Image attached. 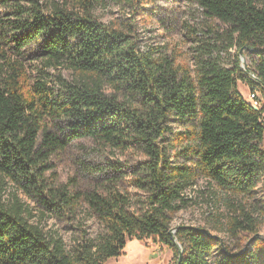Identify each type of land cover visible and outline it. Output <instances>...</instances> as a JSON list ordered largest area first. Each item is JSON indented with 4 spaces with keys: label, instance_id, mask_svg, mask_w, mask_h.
Here are the masks:
<instances>
[{
    "label": "trees",
    "instance_id": "trees-1",
    "mask_svg": "<svg viewBox=\"0 0 264 264\" xmlns=\"http://www.w3.org/2000/svg\"><path fill=\"white\" fill-rule=\"evenodd\" d=\"M102 1L76 0L79 8L40 0L3 3L8 11L0 17V174L51 217L73 223L85 206L103 231L95 237L85 232L68 246L61 234L31 223L19 199L10 207L0 202V264H104L123 253L128 239L146 237L172 249L173 264L181 249L179 264H264L262 237L234 251L205 228L172 226L173 215L189 203L184 191L197 172L238 193L252 190L264 176V0H198L229 26V46L256 49V58L245 69L239 55L233 68L204 62L194 76L167 58L141 52L125 30L96 19L92 9ZM31 43L48 65L66 63L78 73L75 81L62 82V94L44 81L33 85V95L25 89L18 57ZM239 80L255 94L258 108L240 93ZM173 116L193 126L190 136L180 138L193 166L173 164L159 145ZM46 118L67 122L71 133L49 130ZM86 137L147 155L133 167L134 186L147 194L142 209H132L131 193L115 183L121 170L114 165L94 173V189L71 191L44 179V161L69 139ZM241 214L243 219H231L230 231L255 232L252 216Z\"/></svg>",
    "mask_w": 264,
    "mask_h": 264
},
{
    "label": "rangeland",
    "instance_id": "rangeland-1",
    "mask_svg": "<svg viewBox=\"0 0 264 264\" xmlns=\"http://www.w3.org/2000/svg\"><path fill=\"white\" fill-rule=\"evenodd\" d=\"M4 2L6 0H0V17H5L8 11ZM40 2L46 5L66 3L79 8L76 0ZM92 14L108 26L125 30L141 52L160 60L167 58L180 71L190 72L193 76L204 62H218L223 67L233 68L239 55L241 67L245 69L252 66L256 58V49L229 46V26L210 16L198 0H103L94 6ZM23 52L24 55L18 57L24 67L22 84L31 95L35 94L33 85L37 81H44L60 95L65 89L63 81L73 82L78 78V73L66 63L57 67L48 65L46 57L38 53L34 43L24 47ZM238 90L247 101L253 102L252 91L243 80L238 81ZM107 92L115 94L111 89H107ZM119 99L122 101L124 97L120 96ZM65 123L45 119L49 130L61 133V136L71 133ZM169 125L170 130L159 145L173 164L193 166L194 159L182 147L186 140L180 139L188 134L190 136L193 126L174 116ZM146 160L147 155L138 148L106 146L88 137L69 139L65 148L44 161V179L50 184L64 185L71 191L94 189V173L102 166L114 165L121 170L116 174L118 181L115 183L131 193L132 209L140 210L147 194L134 186L133 167ZM184 195L188 197L189 203L173 215V227L183 225L205 228L219 236L234 251L249 247L258 237L264 238V176L252 190L238 193L222 188L197 172L193 184L187 187ZM16 198L27 206L30 212L26 216L31 223L37 224L48 234H61L68 246L85 232L95 237L103 231L102 224L85 206L79 209L73 223L51 217L29 192L0 174V202L10 207ZM243 211L252 216L256 230L232 233L230 221L234 216L243 219ZM213 253L215 256L216 251ZM173 256L172 249L152 238H130L123 253L108 258L104 264H173Z\"/></svg>",
    "mask_w": 264,
    "mask_h": 264
},
{
    "label": "water",
    "instance_id": "water-1",
    "mask_svg": "<svg viewBox=\"0 0 264 264\" xmlns=\"http://www.w3.org/2000/svg\"><path fill=\"white\" fill-rule=\"evenodd\" d=\"M255 107L258 108L257 106H255ZM181 258H182V249L179 251V261H178V264L180 263Z\"/></svg>",
    "mask_w": 264,
    "mask_h": 264
},
{
    "label": "built area",
    "instance_id": "built-area-1",
    "mask_svg": "<svg viewBox=\"0 0 264 264\" xmlns=\"http://www.w3.org/2000/svg\"><path fill=\"white\" fill-rule=\"evenodd\" d=\"M251 96H252V99H254V97H255V94H253V93H252V95H251ZM253 101H254V104H256V106H257V104H258L257 100H253Z\"/></svg>",
    "mask_w": 264,
    "mask_h": 264
},
{
    "label": "bare ground",
    "instance_id": "bare-ground-1",
    "mask_svg": "<svg viewBox=\"0 0 264 264\" xmlns=\"http://www.w3.org/2000/svg\"><path fill=\"white\" fill-rule=\"evenodd\" d=\"M253 103H254V101H253Z\"/></svg>",
    "mask_w": 264,
    "mask_h": 264
}]
</instances>
